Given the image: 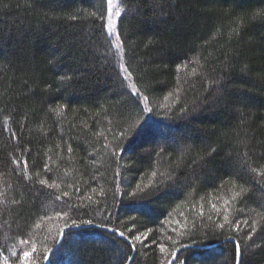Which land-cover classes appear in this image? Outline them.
Wrapping results in <instances>:
<instances>
[{"label":"trees","instance_id":"1","mask_svg":"<svg viewBox=\"0 0 264 264\" xmlns=\"http://www.w3.org/2000/svg\"><path fill=\"white\" fill-rule=\"evenodd\" d=\"M119 1L127 9L117 22L126 65L149 96L153 111L148 114L161 118L148 121L150 133L140 137L145 143L137 140L122 153L119 163L130 165L121 169L123 182L114 179L116 158L104 145L126 143L113 137L148 114L124 92L114 60L106 57L100 20L90 15L106 14L105 0H0V191L11 185L7 204L0 203V251L11 260H17L12 252L30 250L34 242L32 264H45V250L55 246L53 238L58 239L66 221L91 219L92 225L106 223L126 235L152 232L133 253L130 245L125 249L124 238L104 229L70 228L63 247L48 255L53 264H114L117 246L134 255L137 264H161L165 258L153 241L170 247L169 235L181 240L173 228L192 226L193 204L197 213L202 207L205 223L209 215L221 222L224 199L239 190L232 184L233 172L241 166L246 172L264 166V21H251L252 13L264 11V0ZM245 13L236 35L233 30ZM73 14L79 19H69ZM193 69L196 75H191ZM68 75L73 79L61 83L59 77ZM213 79L222 87L209 88ZM60 104L66 105L63 116L48 111ZM198 104L199 119L177 118L180 108L191 110ZM161 147L165 150L158 157ZM213 147L217 153L212 170L194 167V160ZM10 153L27 160L31 179L24 178L23 163L14 170ZM45 163L50 173L45 174ZM153 171L175 174L188 187L178 185L143 207H132L127 192L141 181L148 184ZM250 175L253 183L244 186L251 191L229 213L241 227L244 220L249 228L257 221V233L244 245V260L264 264V193L257 186L264 185V177ZM41 178L55 181L59 189H41ZM212 204L221 209L219 216ZM228 235L227 227L218 236L209 233L204 247L181 249L180 259L186 258L187 264H232ZM196 238L202 239L201 231ZM22 239L30 243L25 246Z\"/></svg>","mask_w":264,"mask_h":264},{"label":"snow or ice","instance_id":"2","mask_svg":"<svg viewBox=\"0 0 264 264\" xmlns=\"http://www.w3.org/2000/svg\"><path fill=\"white\" fill-rule=\"evenodd\" d=\"M106 3V14L105 13H98L96 11L91 12L92 17H96L100 20V28L103 30V35L105 37V44H106V57H111L114 60V66L117 70V76L124 86V92L127 94L129 100L133 103V105L143 113H151L153 109L149 106V96L146 95L141 89L137 86L136 82L133 80V74L128 70V66L126 65L124 59V44L121 39L120 33L117 31L116 27V20L114 18H120L122 14H124L127 9L121 6V3H118L117 0H105ZM138 10V9H137ZM245 14H242L238 19L241 21L238 24L237 29H234L233 32L238 35L239 28L244 26V18ZM71 20L79 19L78 14H73L69 17ZM106 20V23H105ZM262 20L264 21V11H256L251 15V21ZM250 21V22H251ZM228 65H226L227 67ZM178 69L182 67V65L177 66ZM77 72L80 69L76 70ZM196 70L193 69L191 75H196ZM73 77L71 75L68 76H60L59 80L61 83H67L71 81ZM209 88L213 86L221 85L220 80H209L208 81ZM177 93L180 91L178 88ZM208 91V89H205ZM220 91V88L217 89ZM171 95V94H170ZM167 99V97H165ZM127 103V101H125ZM212 103H215V99H213ZM142 106V107H141ZM163 107V105H161ZM66 108V105L60 104L55 108L50 107L49 112L54 113L56 116H63L64 112L63 109ZM169 111H172L170 108ZM202 111L201 105H196L191 110L187 106L180 108L179 113L177 114V118L184 120L186 122H190L192 120L199 119V112ZM241 114H243L242 110ZM8 118H5V123H7ZM151 125L149 124L148 120L145 119L144 116H140L135 122L130 123L126 128L122 129L120 133L114 136V139H119L120 141H125L126 143H119L118 145H112L111 143H106L104 145L105 149L111 148V156L116 158L117 162V169L114 173V179L117 181L123 182L121 180V169L130 167V165H121L119 163V159L125 151L128 150L129 147L133 146L134 142L139 140L141 144L145 143V141L140 140V137L146 133H150ZM6 131H9L10 136L12 139H18L15 132L11 131V129L5 128ZM98 138L103 137L107 141V136L103 132H98L95 134ZM191 139L192 137H186ZM153 141H147V143H152ZM138 146V145H137ZM164 147H161L156 155L159 157L162 155L164 151ZM25 152L30 151L29 149H25ZM69 153H71L72 148L71 145L68 147ZM145 152H148V149H145ZM217 153L216 148H209L206 155L198 156L196 160L193 162L194 167H199L201 170L211 171V165L214 163V155ZM10 162L12 165L15 166L14 170H19L21 163H23V176L25 179H31L28 171V162L26 159L23 161L17 159L15 155L9 154ZM45 174L51 172V167L49 163L44 164ZM255 174L256 176L264 177V166L260 170H257L254 167L249 168L246 172L241 166L240 168L236 169L232 175V184L234 187L239 185V190L232 191L231 197L228 199H224L222 210H223V219L221 222H216L212 219V216L209 215L207 217L208 223L204 222V212L201 207V210L197 213L195 211L196 205H192V210L190 214L192 215L193 223L191 227H188L186 224L181 226L180 228H173V232H175L181 240H187L188 242L182 243L181 240H173L172 236L169 235L167 239L171 241V246L169 247L165 243L157 244L153 241V244L159 248L161 254H163L164 258L161 261V264H187V259H180V250L183 249L184 251H188L189 249H197L204 247L207 240L209 233L218 236L224 232L226 227L229 230V235L225 237L227 243L232 245L231 249V257H232V264H245L244 260V253L247 241L252 240L253 236L257 233L258 224L257 221H251V227L249 228V221H243V227H241V221L236 220L234 217L230 218L229 208L234 203H239L245 200V197L251 191L250 188L245 187L244 184H252L253 177L250 175ZM39 173L36 174L39 177ZM190 175L193 178H196L195 173H191ZM151 179L149 180L148 184H144L142 181L137 183L134 188L130 192H127V197L129 203L132 207H143L145 203L150 201L151 199H159L161 196L168 195L170 190L175 188L178 185L183 187H188L186 181L181 182L179 177L175 174L171 173H158L157 171H153L151 173ZM243 181V183H241ZM4 183V177L0 174V184ZM223 181L221 182V186H223ZM38 184L41 186V189L47 188L49 190L52 189H59L60 185L57 184L55 181L49 183L47 179L41 178L38 179ZM258 189L264 193V185L257 184ZM11 185H8L4 188L3 191H0V203L7 204V200L5 198V193ZM195 190V189H193ZM79 191V189H77ZM116 191H121L120 184H117ZM126 191V190H125ZM191 196V193H189ZM62 196H68L67 192H64ZM62 196H56V200L62 199ZM91 200V197H89ZM13 204L18 203L17 201L13 200ZM213 210L216 212V215L219 216L221 209L217 208L216 204H212ZM261 216L264 218V196L261 197ZM59 216L60 213H57ZM64 216H68V213H63ZM69 219H71L69 217ZM197 220H199V225H197ZM179 224V222H177ZM93 221L91 219L88 220H79L72 219L71 224L67 223L64 224V227L60 229L59 232V239L53 238V244L59 245L63 247L65 240L68 238L69 233L66 231L70 228H80L83 225H92ZM98 227L104 229L106 232H111L113 237L119 236L124 238L127 242L125 244V249L130 245L131 251L135 253L137 243L143 244L144 241L148 238L149 233L152 232V229H148L145 232H141L137 235H126L125 232L119 231L116 228H109L106 223L98 225ZM201 231L202 239H197L196 234L197 231ZM247 230V236L244 237L242 233ZM264 231V227L261 228ZM129 234L133 231V229H129ZM20 243L27 246L30 241L27 239H22ZM118 247V255L114 260V264H137L136 257L134 255H127L124 249H119ZM54 250L49 248L45 250L44 260L47 261V264H53V261L49 259L48 252H53ZM36 253V245L32 242V247L30 250H22L19 253L12 252L11 256L17 257V260H11L10 256L4 255L2 251H0V264H32V257ZM126 255V259H125Z\"/></svg>","mask_w":264,"mask_h":264},{"label":"rangeland","instance_id":"3","mask_svg":"<svg viewBox=\"0 0 264 264\" xmlns=\"http://www.w3.org/2000/svg\"><path fill=\"white\" fill-rule=\"evenodd\" d=\"M117 2L118 3H120V1L119 0H117ZM115 20H116V27H117V22H118V18H114ZM148 114V113H147ZM152 116H150L149 114L147 115V120L148 121H151V122H161V120H159V119H161V118H159V119H155V118H151Z\"/></svg>","mask_w":264,"mask_h":264},{"label":"bare ground","instance_id":"4","mask_svg":"<svg viewBox=\"0 0 264 264\" xmlns=\"http://www.w3.org/2000/svg\"><path fill=\"white\" fill-rule=\"evenodd\" d=\"M88 226L100 228V227L95 226V225H88ZM100 229H102V228H100ZM58 239H59V237H58ZM55 246H56V245H55ZM55 246H54V247H55ZM58 246H59V245H58ZM58 246H57V247H58ZM54 247H53L52 249H54ZM49 254H50V252H48V255H49ZM45 264H46V263H45Z\"/></svg>","mask_w":264,"mask_h":264},{"label":"water","instance_id":"5","mask_svg":"<svg viewBox=\"0 0 264 264\" xmlns=\"http://www.w3.org/2000/svg\"><path fill=\"white\" fill-rule=\"evenodd\" d=\"M57 246H58V245H56V246L54 247V249H55ZM54 249H53V250H54ZM45 263L47 264V261H46Z\"/></svg>","mask_w":264,"mask_h":264}]
</instances>
